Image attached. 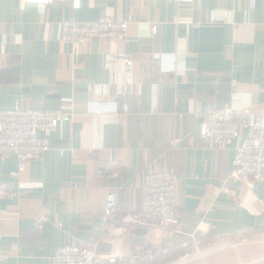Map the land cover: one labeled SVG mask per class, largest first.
<instances>
[{"label":"crops","instance_id":"crops-1","mask_svg":"<svg viewBox=\"0 0 264 264\" xmlns=\"http://www.w3.org/2000/svg\"><path fill=\"white\" fill-rule=\"evenodd\" d=\"M102 16L128 21L126 38L77 47L62 40L66 20ZM125 52L134 61L129 82L122 60L107 65L109 55ZM98 102L120 111L96 114ZM225 105L264 112V0H81L79 7L0 0V109L72 116L19 175L20 195L0 198V264H55L63 246L93 234L105 253L129 254L148 242L169 254L178 246L172 232L130 225L113 235L101 219L110 190L120 210H140L145 176L163 171L175 179L177 217L202 242L191 264H264V181L232 176L240 138L214 150L201 137L200 114ZM108 164L118 177L98 176ZM17 167V158H0V181ZM225 185L237 197L222 192ZM42 214L48 220L40 224Z\"/></svg>","mask_w":264,"mask_h":264},{"label":"built area","instance_id":"built-area-1","mask_svg":"<svg viewBox=\"0 0 264 264\" xmlns=\"http://www.w3.org/2000/svg\"><path fill=\"white\" fill-rule=\"evenodd\" d=\"M29 3L50 5L55 0H25ZM81 0H73L74 7L80 6ZM176 3L182 0H171ZM255 6L256 0H251ZM128 21L118 20L114 16H102L94 22H76L66 20L63 23L62 40L77 47L88 43L93 38L104 37L113 40L125 39L128 31ZM157 33V26L151 28ZM122 60L125 64L126 82L132 79L134 61L130 53L120 56L109 55L107 65ZM96 114H123L130 112V104L123 101L120 104L98 102L93 105ZM202 118L201 137L210 149H224L235 144L233 177H242L250 182L264 181V112H256L251 106L225 105L209 108L200 114ZM71 112L40 109H0V158L15 157L18 160L17 170L11 172V180L0 181V198L13 199L21 191L16 180L26 170L29 161L42 156L50 150V140L59 126L70 121ZM241 129L248 130L246 136L241 135ZM172 140L171 144H175ZM65 154V149L60 150ZM75 155V149L70 150ZM100 177H118L119 169L113 165H103L98 169ZM144 192V206L140 210H120L117 190L107 193L103 208L102 230L113 235H122L130 226L157 228L173 233L175 239L180 240L184 247L197 248L201 242L196 232H187L184 223L176 214V184L174 176L169 171L152 172L145 176L142 186ZM222 192L237 197L235 190L227 185ZM48 220L46 214L39 217L40 224ZM2 219L0 218V260L6 256L1 250L3 238ZM202 233L205 231L202 229ZM245 241H249L246 239ZM159 252L148 242L139 243L129 254L105 253L100 248V239L93 234L88 242L65 245L56 254L55 264H146L158 260Z\"/></svg>","mask_w":264,"mask_h":264},{"label":"rangeland","instance_id":"rangeland-1","mask_svg":"<svg viewBox=\"0 0 264 264\" xmlns=\"http://www.w3.org/2000/svg\"><path fill=\"white\" fill-rule=\"evenodd\" d=\"M178 246L175 247L169 254L161 255L158 260L152 263H146V264H191V262H194L198 259V256H202V246L201 243H199L198 247H184L182 246V243L180 240H176ZM150 244V243H149ZM155 250L159 252L156 248Z\"/></svg>","mask_w":264,"mask_h":264}]
</instances>
